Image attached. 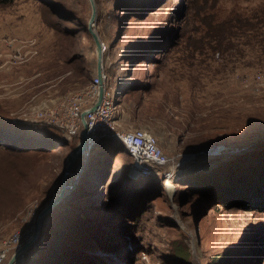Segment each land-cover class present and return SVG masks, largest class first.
I'll use <instances>...</instances> for the list:
<instances>
[{"label": "rangeland", "instance_id": "1", "mask_svg": "<svg viewBox=\"0 0 264 264\" xmlns=\"http://www.w3.org/2000/svg\"><path fill=\"white\" fill-rule=\"evenodd\" d=\"M94 3L107 86L121 106L116 125L125 133L151 132L170 159L167 167L175 166L174 176L168 186L160 169L134 172L117 140L97 139L96 153L71 167L66 196L49 214L59 209L66 220L89 216L92 221L77 225L88 242L81 251L57 243L56 264H264V212L246 207L262 197L255 189L264 179V149L234 157L203 153L216 144L248 143L264 129V95L253 93L264 62L255 67L254 57L236 56L240 45L221 41L235 32L229 26L235 20L264 19V0ZM90 16L88 0L0 5V243L34 226L57 194L66 157L78 143L61 146L39 135L37 126L21 123L40 98H65L89 84L96 67ZM223 52L234 53L231 61ZM7 126L28 137L9 136ZM10 144L18 150L4 146ZM254 159L256 171L244 176L243 167ZM82 160L85 168L70 190ZM201 180L207 183L197 187ZM39 256L30 249L22 264H41Z\"/></svg>", "mask_w": 264, "mask_h": 264}, {"label": "built area", "instance_id": "2", "mask_svg": "<svg viewBox=\"0 0 264 264\" xmlns=\"http://www.w3.org/2000/svg\"><path fill=\"white\" fill-rule=\"evenodd\" d=\"M0 40V50L3 46ZM101 50L105 46L101 43ZM89 84L81 91L63 98L42 97L23 116V122L32 124L40 123L48 126H55L62 131L65 139L73 140L81 132V114L87 111L84 119L90 132H99L108 129L115 134L116 139L131 159V169L141 175L151 173L153 169L164 180H171L174 176V167L169 168V158L159 147L156 138L151 132L145 129H134L129 132H121L116 125V118L119 115L121 106L117 102V92L107 86L108 78L102 70L97 76L96 71L92 73ZM255 88L253 93L257 96L264 95V73L254 76ZM99 83L103 85V94L97 107L93 111L89 109L94 105L97 96ZM166 166L168 169H163ZM23 229L17 230L0 243V264H4L11 250L15 248L23 238ZM17 248V247H16Z\"/></svg>", "mask_w": 264, "mask_h": 264}, {"label": "trees", "instance_id": "3", "mask_svg": "<svg viewBox=\"0 0 264 264\" xmlns=\"http://www.w3.org/2000/svg\"><path fill=\"white\" fill-rule=\"evenodd\" d=\"M13 0H0V5H6L11 3ZM236 20L234 21L233 24H230L229 26L234 29L235 32H226L221 41L223 42H228V41H233L236 42L238 45L241 46V49H237L235 54L237 57H246V56H251L254 57L256 59V62L253 66L257 67L259 64L257 63V60H263L264 62V48H259L261 43H264V19H261L260 17H258V15L253 16V17H249V18H245V17H241L239 18V20L237 21V23H235ZM223 25V23H222ZM236 31H238V34L236 33ZM234 33V34H233ZM220 41V42H221ZM254 41V42H253ZM252 42L258 44V49H256L257 47L252 46ZM225 54V60L226 61H231V58L233 56L234 53L231 52H223ZM252 66V67H253ZM92 78V74L90 76L91 80ZM24 126H37L38 127V134L41 135L42 137H49L50 139H54V140H59L61 143H63L61 146L63 145H72L74 142L76 143V141H79L80 136L78 135L77 137H75L73 139L72 142H65V138H63L62 136V131L60 129H57L55 127L52 126H44V125H31L29 123H21ZM4 131H6L5 133L10 135H13L15 137H21V138H25L28 137L24 136L23 134H20L21 132L17 131V130H13L11 128V126H7V127H3ZM45 130V131H44ZM53 131L56 132V134L53 133ZM33 134L29 135V138L32 137ZM103 143L102 141L99 142L98 144ZM97 144V145H98ZM96 145V146H97ZM6 148H14L17 149L16 146L14 144H10V146H6L4 145ZM25 149H31L28 147H24ZM264 149L263 147L260 148H256L251 151H258ZM96 150V149H95ZM93 150V154L96 153V151ZM124 151V150H123ZM98 152V151H97ZM124 153H126L124 151ZM244 153H249V151L246 152H241L239 153L240 155L244 154ZM126 156L130 159V157L126 154ZM234 157V156H233ZM113 161V159H112ZM234 161V160H233ZM254 160L249 161L251 162L249 164L248 167L244 168L243 167V175L245 176L248 171L253 173V170L255 169L253 167V163ZM232 161L230 160L229 163H231ZM130 163H131V159H130ZM233 167V166H231ZM256 171V169H255ZM230 172V170L228 171ZM256 172H254L255 174ZM263 176H258L259 179H262ZM215 181H218L217 177L214 178ZM228 182L230 184H233L235 178H234V174L231 175V177L229 179H227ZM262 187L258 188L257 190L255 189V195H256V191H257V195H260L262 197L258 198V200H255L254 202H248L246 205V207H248L249 209H258L259 211H263L264 212V179H262ZM197 185V187H202L204 184H206V181L201 180L200 182L195 181ZM188 183V182H187ZM189 185V184H188ZM256 195V196H257ZM62 213L59 209L55 212H53V215H49L46 216L43 220H42V229L40 232L39 237L37 238V240L35 241V243L33 244V246L30 248L31 250H37L38 254L40 255L39 257H41L40 263L42 264H56L57 261L55 259V257H53L52 255L54 254V251L52 250L55 245L57 243H59L61 246H63L64 244H73L74 248L78 247L80 249L78 250H82L84 243H87L88 238H86V235H82V233L80 232V228L77 227V225L79 226H85L83 223L86 220H90L91 218H89V216H78L76 219L70 218L67 219L65 218V214L62 215ZM84 218V219H83ZM72 221V223L70 222ZM92 221V220H90ZM74 222V223H73ZM62 228V229H61ZM76 240V243H68V240ZM63 243H62V242ZM65 241V242H64ZM29 249V250H30ZM28 250V251H29ZM178 252L182 255H180L181 257L186 256V254L184 252H180L178 250ZM177 252V253H178ZM40 259V258H39ZM51 260V261H50ZM45 262V263H44Z\"/></svg>", "mask_w": 264, "mask_h": 264}, {"label": "water", "instance_id": "4", "mask_svg": "<svg viewBox=\"0 0 264 264\" xmlns=\"http://www.w3.org/2000/svg\"><path fill=\"white\" fill-rule=\"evenodd\" d=\"M89 5L91 7V16L87 23V31L89 35L91 36L94 45H95V52H96V67L95 71L97 76H100L102 74L103 65H102V50H101V42L99 40V37L97 33L95 32L93 26H94V19L96 15V7L94 0H88ZM103 94V85L102 83H99L98 88V96L94 103V105L89 109V111H93L97 105L99 104L101 97ZM87 111H83L81 114V120H82V130L80 132V139L76 146L73 148L71 153L66 157V160L64 162L62 175L60 178V188L57 192V194L43 207V209L37 214L34 226L33 224L28 227V224L24 226L23 228V239L21 243L17 246L14 253L8 260L7 264H22L24 261V254L27 253V251L33 246L35 241L40 235V228L42 225V220L63 200V198L66 196V177L69 174L71 167L76 162L78 158H87L91 157L92 154V146L95 143V141L101 137L109 138V139H116L115 134L111 133L110 130L104 129L103 131L99 132H90L87 124L85 122V115ZM257 139H253L249 141L248 143H243L239 145H223V144H216L212 147L206 148L203 153L206 155H216V154H226L229 156H232L233 154H239L241 152L250 151L256 148H260L264 146V129H262L257 136ZM65 142H67L65 140ZM233 155V156H234ZM194 158V157H193ZM79 169L80 173H76V178L70 183L69 188L70 190L75 186V184L78 181V178L83 173L82 170L85 168V163L80 162L79 163ZM82 171V172H81ZM74 176L72 173L70 174Z\"/></svg>", "mask_w": 264, "mask_h": 264}, {"label": "crops", "instance_id": "5", "mask_svg": "<svg viewBox=\"0 0 264 264\" xmlns=\"http://www.w3.org/2000/svg\"><path fill=\"white\" fill-rule=\"evenodd\" d=\"M193 159H194V161H195V157H194ZM184 160H185V158L182 159V160H180V161H178V163H182Z\"/></svg>", "mask_w": 264, "mask_h": 264}, {"label": "bare ground", "instance_id": "6", "mask_svg": "<svg viewBox=\"0 0 264 264\" xmlns=\"http://www.w3.org/2000/svg\"><path fill=\"white\" fill-rule=\"evenodd\" d=\"M167 185L169 186V185H170V183H169V182H167Z\"/></svg>", "mask_w": 264, "mask_h": 264}]
</instances>
